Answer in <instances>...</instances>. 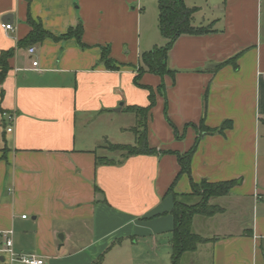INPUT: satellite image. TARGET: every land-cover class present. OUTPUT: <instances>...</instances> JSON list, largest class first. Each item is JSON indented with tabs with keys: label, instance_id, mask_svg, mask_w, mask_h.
Segmentation results:
<instances>
[{
	"label": "crops",
	"instance_id": "0c3cea01",
	"mask_svg": "<svg viewBox=\"0 0 264 264\" xmlns=\"http://www.w3.org/2000/svg\"><path fill=\"white\" fill-rule=\"evenodd\" d=\"M185 3L196 8L194 24L211 30L178 38L168 55L174 76L145 73L140 81L157 93L147 119L148 144L156 152L97 164V156L111 154L105 148L111 137L95 124L115 121L127 106L149 104L148 89L134 76L143 34L154 35L145 41L148 50L168 42L158 28V0H0V53L15 49L0 83V230H14L17 252L36 253L50 264H161V257L170 264L175 194L197 203L192 180H235L230 194L210 199L222 212L194 216L193 231L203 241L182 255L181 264H195L204 254L208 264H264V212L258 206L253 221L235 232L204 231L232 211V200L264 197L257 165L264 0ZM28 11L56 36L82 23L85 46L75 38H47L20 47L31 30ZM9 14L12 19H5ZM107 45L119 70L101 62ZM162 82L164 94L158 92ZM134 116L135 125L121 126L122 132H133ZM226 121L230 126L222 129ZM197 141L191 173L170 191L181 169L177 153ZM124 244L130 246L125 255L117 252ZM0 264H8L6 256L0 255Z\"/></svg>",
	"mask_w": 264,
	"mask_h": 264
},
{
	"label": "trees",
	"instance_id": "16d2710c",
	"mask_svg": "<svg viewBox=\"0 0 264 264\" xmlns=\"http://www.w3.org/2000/svg\"><path fill=\"white\" fill-rule=\"evenodd\" d=\"M159 16L158 28L163 37L168 42L165 46L154 47L151 50L141 53L137 72L134 76V83L149 91V104L147 106L130 105L125 108L126 111L134 113L137 117V125L133 127L136 141L130 143H112L107 141L105 148L111 155H100L96 158L97 164H121L128 157L138 154H152L156 149L151 148L147 138V119L151 109L156 105V91L150 87L143 85L140 81L145 73H153L160 77L165 75H175V71L168 66L169 51L174 43L182 35H202L210 32V27L198 26L194 24V13L196 8H189L185 0H158ZM27 23L31 27L30 32L22 38L18 45L24 47L38 42H42L47 38L55 40H68L75 38L82 46L84 35V25L79 23L76 27H70L65 33L56 36L48 31L41 19H35L28 11ZM101 62L112 70H119L120 65L110 56V46H102ZM15 55V49L3 50L0 53V83H3L10 70L9 60ZM237 57L232 58L229 62H235ZM237 67L236 63H234ZM223 65V64H221ZM218 65V66H221ZM165 84L162 82L158 87V92L164 94ZM167 108H165V111ZM230 126V122L223 123V127ZM222 129H220L222 131ZM216 130L206 129L203 132L213 133ZM202 132V133H203ZM201 133V134H202ZM200 134V136H201ZM201 138V137H200ZM199 140V138H198ZM198 146V141L185 154H178L180 162V172L176 180L170 187L173 192L174 184L183 173H191V159ZM235 180L209 182L204 179L200 183L192 180V194L200 198L197 203H189L186 201V195L175 194L174 207L172 215L174 216L175 225L173 229V238L171 241L172 248V264H180L182 255L186 252L195 251L198 245L203 241V237L193 231V219L195 215L213 216L223 209L217 205L210 204L213 197L225 196L230 194L235 186Z\"/></svg>",
	"mask_w": 264,
	"mask_h": 264
},
{
	"label": "rangeland",
	"instance_id": "374dc122",
	"mask_svg": "<svg viewBox=\"0 0 264 264\" xmlns=\"http://www.w3.org/2000/svg\"><path fill=\"white\" fill-rule=\"evenodd\" d=\"M153 7L155 9V3H153ZM150 8V7H149ZM150 10V9H149ZM157 35H159V32ZM156 35V34H155ZM154 35L149 34H143L142 41L143 43V49L142 52L148 51V49H145V41L149 38V40ZM115 121H105L102 123L95 124L96 130H105L108 132L109 136L111 137L109 140L113 143H134L135 142V134L130 132H122L121 126H128L130 124L135 125V116L133 113L130 112H123L121 114H114ZM133 122V123H132ZM81 130L79 126V131ZM113 138V139H112ZM260 146H259V159L257 160V165L259 164V182H258V188L261 189V192H263L264 196V123L261 125V131H260ZM108 155H111L108 153ZM112 156V155H111ZM230 198H228L227 201H229ZM196 200V199H195ZM198 200V199H197ZM190 202L189 200H186ZM200 201V199H199ZM231 204L233 205L232 211H230L226 215L218 216L215 220L212 221L211 225L207 228H205L206 233H213V232H235L238 229V226H241L240 223L244 222L245 224L252 222L254 218V206H258L259 212H264V197L260 200H255L253 197H250L248 200H244L243 202L236 203V200H232ZM196 230V229H195ZM130 247L128 244H124L123 249L118 250L117 252H121L124 255L127 253V248ZM172 249V248H171ZM129 252V250H128ZM206 253V252H205ZM191 255V254H190ZM198 255H203L198 254ZM127 257V256H124ZM189 257V256H187ZM201 261L196 262L195 264H208L207 255L204 254ZM112 259V258H111ZM170 264H172V250H171V259ZM122 263L129 264L127 260H122ZM160 263L163 264V260L161 257ZM181 264V259H180ZM186 264H193L189 260H187Z\"/></svg>",
	"mask_w": 264,
	"mask_h": 264
},
{
	"label": "built area",
	"instance_id": "2783aa9c",
	"mask_svg": "<svg viewBox=\"0 0 264 264\" xmlns=\"http://www.w3.org/2000/svg\"><path fill=\"white\" fill-rule=\"evenodd\" d=\"M2 27L6 30H14L12 23H3ZM36 48L34 46L29 48V53L33 54ZM33 66H38V61H33ZM9 120L11 126L9 131L13 130L14 116L10 115ZM23 218H27V215H23ZM0 255L6 256L8 264L21 263V264H50L45 258L39 256L36 253H20L15 250L14 247V230L5 229L0 230Z\"/></svg>",
	"mask_w": 264,
	"mask_h": 264
},
{
	"label": "water",
	"instance_id": "95a60500",
	"mask_svg": "<svg viewBox=\"0 0 264 264\" xmlns=\"http://www.w3.org/2000/svg\"><path fill=\"white\" fill-rule=\"evenodd\" d=\"M12 19V15L11 14H9V15H6V17H5V19ZM121 106H122V104H121Z\"/></svg>",
	"mask_w": 264,
	"mask_h": 264
}]
</instances>
